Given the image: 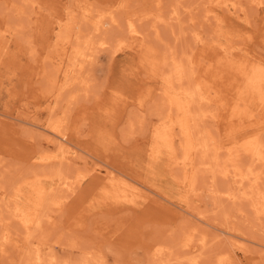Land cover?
<instances>
[{
  "label": "rangeland",
  "instance_id": "1",
  "mask_svg": "<svg viewBox=\"0 0 264 264\" xmlns=\"http://www.w3.org/2000/svg\"><path fill=\"white\" fill-rule=\"evenodd\" d=\"M218 2L0 0V264H264L250 194L264 191V158L242 154L262 177L239 183L210 172L190 141L200 106L225 150L240 146L229 133L254 100L245 124L260 121L251 131L264 144V104L246 93L256 76L264 88V0ZM77 36L90 53L64 76ZM177 63L194 69L193 91L170 76ZM19 208L42 211L41 225L24 231Z\"/></svg>",
  "mask_w": 264,
  "mask_h": 264
},
{
  "label": "bare ground",
  "instance_id": "2",
  "mask_svg": "<svg viewBox=\"0 0 264 264\" xmlns=\"http://www.w3.org/2000/svg\"><path fill=\"white\" fill-rule=\"evenodd\" d=\"M219 2V4H220V0H218ZM217 2V1H216ZM215 2V3H216ZM221 2H223V3H225V1H221ZM148 7V6H147ZM87 9V8H86ZM126 9H127V7H126ZM152 10V9H151ZM90 12L91 11H86V14H88V18L90 17L89 16V14H90ZM135 12V11H134ZM105 13V12H104ZM103 13V14H104ZM109 14H110V19H111V21L114 23V24H118V18H116L117 16L115 15V13H113L112 11H110V12H108ZM103 14H101V15H99V16H103ZM147 14V13H146ZM133 15V14H132ZM142 15V14H141ZM148 16L150 15V14H147ZM158 15V14H157ZM93 16V15H92ZM105 16V15H104ZM116 16V17H115ZM127 17H129L128 16V14H127ZM161 18V17H160ZM100 19V18H99ZM102 19V18H101ZM128 19V18H127ZM130 20H131V17H130ZM117 22V23H116ZM131 22V21H130ZM94 23V22H93ZM111 23V22H110ZM112 23V24H113ZM164 23V22H163ZM119 25V24H118ZM102 26V25H101ZM129 26V25H128ZM133 29V28H132ZM136 30V29H135ZM134 30V31H135ZM138 33V32H137ZM157 33V32H156ZM68 36H69V34H68ZM80 37H81V34H80ZM86 39H88V38H86ZM89 39H90V37H89ZM89 43H91V42H89L88 41V44ZM75 45H78V46H76V47H74V56H73V58H70V60H71V64H70V66L69 65H67L66 66V69L64 70V76H65V74H67L69 71H70V68H75V64H77L78 62L80 63V61L82 62V60H80V59H85L86 57V55L88 54L89 55V53H90V49L88 50L89 51V53L87 52V40H82V39H80L79 38V36H77V39H76V43H75ZM72 55V54H71ZM174 59H176V58H174ZM188 59H191V58H189L188 57ZM62 61H64V59L62 58ZM85 61V60H84ZM175 63H176V61H175ZM187 64V63H186ZM190 64H191V62H190ZM80 65H82V63H80ZM189 65V64H188ZM194 70V69H193ZM187 71L186 70V67L182 64V63H177V64H175V72H176V75L174 74L173 76H172V74H170V76L171 77H175L174 78V80H176V77L178 76L179 77V79L180 78H182L183 76H186V78H187V80H188V84L189 85H187L188 87H186L185 89L186 90H188L189 92L190 91H193V78H194V76H193V74H194V71ZM174 72V73H175ZM69 74V73H68ZM248 75V74H247ZM251 78V77H250ZM185 79V78H184ZM183 79V80H184ZM177 81H178V79H177ZM180 82V81H179ZM262 80H261V78L259 77V76H256L254 79H252L251 80V82H249V84L247 85V91H246V93L249 95V96H251L250 95V92H251V90H249L248 88H254V89H256V98H257V100L258 101H260L261 103H263L264 104V88H262ZM60 90H61V85H60ZM65 88V87H64ZM64 88L62 89V90H64ZM60 92V91H59ZM59 96V95H58ZM204 96H203V94L202 93H200V90L198 89V87H197V92L196 93H194V94H192V101L194 102V101H197V102H200L201 103V101L204 99L203 98ZM252 97H255V95L253 96H251L250 98H252ZM207 98V97H206ZM206 100V99H205ZM204 101V100H203ZM252 101L254 102V100H251V101H244L243 103V109L241 110V112H240V124H238V125H236L235 124V127H234V130L231 132V133H229V135H235L236 136V138H237V140H241V141H243L242 143H241V145L240 146H237L236 148H230V149H227V150H225L227 147H225V144H224V142L223 141H221L218 137H216V135H212V133L209 131V130H206L205 128H204V126H203V121L208 117V113L206 112V110H203V109H201L200 108V106H196L195 108H194V110H193V118H192V120H191V124H192V126H193V129H191V131L190 132H192L193 133V135H191V140L190 141H192V140H194V145H193V148H194V150H195V153L196 154H199V155H201L202 156V158L204 159L203 160V162L206 164V166H207V168H208V170L210 171V172H212L213 174H215V173H217V172H221V173H223V175L225 176H228V175H230V173H233V174H235V176H237V179H238V181H239V183H241V182H243V181H245V180H249V179H253L254 180V182H258V180H260V178L262 177H260V174L259 173H257V172H254L253 170H250V168H248V166L247 167H245V166H243V165H241L238 161H239V159H240V156L242 155V154H246V155H248L249 156V158L251 157L252 159H254V158H257V159H259V161L260 160H263V158H264V144L262 143V141H261V139L259 138V137H257V136H255L254 135V133L251 131L252 130V128L253 127H255L256 125H258L259 123H260V121L259 120H253V121H251V122H249L248 124H245V118L248 116V114L250 115V117L252 116V113L250 112L251 110H250V107L252 106ZM172 102L170 101L169 102V104H168V108L170 107L171 109H173V107H172V104H171ZM224 103V102H223ZM237 103H240V101H238V100H235V102H234V108H235V110H238L237 108H239V107H236V104ZM253 112V111H252ZM242 113V114H241ZM244 115H247V116H244ZM211 117L213 116V118H214V120L216 121V120H218V116L216 115V114H213V115H210ZM249 117V116H248ZM62 118V117H61ZM187 119H185V121H186ZM180 121H182V120H180ZM184 123V122H183ZM181 124H182V122H181ZM182 127V126H181ZM46 128V129H45ZM61 128V127H60ZM59 126H55V127H53L52 128V126L51 125H49L48 124V126L46 127H44V129L45 130H47L49 133H51L52 135V137H56L55 139H56V142L54 141V143L55 144H57V142H58V140L59 139H57L58 137L59 138H61V135L59 134ZM190 128H191V125H190ZM61 130H63V129H61ZM183 130V129H182ZM184 134V133H183ZM185 135V134H184ZM50 136V135H49ZM54 139V138H53ZM54 139V140H55ZM50 141H51V139H50ZM53 143V144H54ZM57 146H58V144H57ZM59 147H62V145H61V143H60V145L58 146V148ZM61 150V149H60ZM251 158H250V160H251ZM253 162V161H252ZM256 162V161H255ZM258 163V162H257ZM255 164V163H254ZM250 167V166H249ZM50 173V172H49ZM59 175H61L60 173H58ZM261 181V180H260ZM255 183V184H256ZM252 184H254V183H252ZM252 184H251V186L250 187H252ZM239 185H241V184H239ZM49 188V187H48ZM246 188V187H245ZM42 189V188H41ZM247 189V188H246ZM249 189V188H248ZM251 190V189H250ZM45 192V191H44ZM245 193H248V191L247 190H245L244 191ZM243 192V193H244ZM45 194H46V192H45ZM250 194L254 197L253 198V206L255 207V208H257L256 210H259V211H261V213L260 214H262V211H263V214H264V191L263 190H261L260 189V187H259V185H258V187L256 186V187H254V189H252V191L250 192ZM7 195H8V193H7ZM232 195H234V194H232ZM231 195V196H232ZM16 196V195H15ZM248 196H249V194H248ZM247 196V197H248ZM7 199V198H6ZM47 199V198H46ZM1 200V199H0ZM43 200V199H42ZM9 201V200H8ZM13 201V200H12ZM40 201H41V198H40ZM14 202V201H13ZM24 201H22V203H23ZM50 202V201H49ZM15 203V202H14ZM0 204L1 205H3L4 204V202H3V204H2V202H0ZM16 204V203H15ZM14 204V205H15ZM19 204H20V202H19ZM40 204H41V202H40ZM57 204V203H56ZM55 204V205H56ZM59 204V203H58ZM23 205V204H22ZM26 205V204H25ZM19 206V205H18ZM57 207H56V209L58 208V205H56ZM7 207V206H6ZM21 207V206H20ZM253 207V208H254ZM44 208V207H43ZM30 209V208H29ZM16 210V209H15ZM33 210V209H32ZM37 210V209H36ZM40 210H41V206H40ZM39 210V211H40ZM16 211H18V213H17V217L19 216L20 217V220L22 221V223H21V225H23V228H24V231H27V230H29V226L30 225H34V226H37V227H39L40 225H41V223H42V219H41V213L40 212H42V211H40L39 213H33V212H31L30 213V211L28 210V213H30V216H28V215H26L20 208L18 209V210H16ZM27 211V210H26ZM5 212H6V210H5ZM33 213V214H32ZM258 213V212H257ZM32 214V215H31ZM44 216V215H43ZM3 217V216H2ZM45 218V217H44ZM43 218V219H44ZM50 220V219H49ZM52 220H53V218H52ZM51 220V221H52ZM9 221V220H8ZM20 222V221H19ZM30 228H31V226H30ZM42 228V226L40 227V229ZM194 228H195V226H194ZM39 229V228H38ZM38 229L36 228V230L38 231ZM31 230V229H30ZM195 230V229H194ZM2 231H3V233H2V236H1V240H2V242H10V241H14L15 239H14V237H12V235H11V233H10V231H9V229H8V226H6V225H3L2 226ZM28 232V231H27ZM33 232V231H32ZM114 232V231H113ZM222 232V231H221ZM223 232H225V231H223ZM29 234V233H28ZM31 234V233H30ZM33 234V233H32ZM218 235V234H217ZM216 235V236H217ZM185 236V235H184ZM204 236H205V234H204ZM218 236H220V233H219V235ZM26 237H27V235H26ZM198 237V236H197ZM192 238V236L190 237L189 236V238H187V239H189L188 240V242H186L185 243V247L184 248H186V249H189V250H192V248H193V245H192V242L193 241H191L190 239ZM29 239H27L26 241H28ZM183 240V241H182ZM185 240H186V238L184 239V238H182L181 239V243L182 242H185ZM25 241V242H26ZM30 241V240H29ZM36 243V242H35ZM30 244H31V242H30ZM39 244V243H38ZM194 244V243H193ZM19 245H20V247H21V249H25V247H26V245H25V243H20V244H18V248H19ZM33 245H35V244H33ZM3 246V244L1 245V247ZM31 247H32V245H30ZM41 246V245H40ZM182 246H184V245H182ZM4 247V246H3ZM3 247L2 248H0V250L2 249V251H4L3 250ZM27 248H28V246H27ZM41 248V247H40ZM39 248V246L37 245V250H38V252H36V251H34V254L36 253H38L37 254V257L35 256V255H33V256H35L36 258H40V261L42 260L41 258H42V256L41 255H39V251L41 250ZM5 249V248H4ZM23 249V250H24ZM36 248H34V250H35ZM164 249H165V247H164ZM168 249H169V247H168ZM194 249V248H193ZM26 250V249H25ZM29 250H31L30 248H29ZM28 250V251H29ZM165 250H167V248L165 249ZM164 250V251H165ZM159 251V250H158ZM163 251V249H162V252H164ZM162 252H161V250H160V253L162 254ZM172 252H173V250H172ZM25 253H26V251H25ZM31 253V252H30ZM29 253V254H30ZM32 253H33V251H32ZM51 253V252H50ZM203 253V252H202ZM28 254V255H29ZM53 254V253H52ZM229 254V253H228ZM23 255H24V253H23ZM27 255V254H26ZM28 255H27V257H28ZM162 255H164V254H162ZM168 255V254H167ZM30 256H31V254H30ZM51 256V255H50ZM159 256V255H158ZM221 256L222 255H220V259H221ZM226 256V255H225ZM57 257V256H56ZM157 256H155V258H156ZM169 257H170V255H169ZM22 258H25L26 259V257H25V255H24V257H22ZM34 258V257H33ZM167 258H168V256H167ZM192 258V257H191ZM222 258H226V257H223L222 256ZM227 258H228V256H227ZM232 258V257H231ZM24 259V260H25ZM29 259L30 260H32V258H27V260L29 261ZM45 259L46 258H44L43 259V261H45ZM50 259V258H49ZM171 259H173V258H171ZM171 259H169V260H171ZM175 259V258H174ZM193 259H194V257H193ZM219 259V260H220ZM224 259H221L220 261H218L219 262V264H221V262H222V260H223V263H225L224 262ZM229 259V258H228ZM27 260H25V262L27 261ZM39 260V259H38ZM63 260V259H62ZM60 261V262H62V264H64L63 263V261ZM158 260V257L156 258V261ZM34 261V260H33ZM66 261V260H65ZM64 261V262H65ZM155 261V260H154ZM181 261V260H180ZM229 261V260H228ZM30 262V261H29ZM42 262V261H41ZM40 262V263H41ZM49 262H50V260H49ZM51 262H53L52 260H51ZM59 261L57 262L58 264H61ZM67 262H69V261H67ZM195 263H198L197 261H194ZM44 263V262H43ZM54 263V262H53ZM69 263H71V262H69ZM32 264H38V261H36V259H35V261H34V263H32ZM52 264V263H51ZM55 264H56V262H55ZM67 264V263H66ZM166 264H167V262H166Z\"/></svg>",
  "mask_w": 264,
  "mask_h": 264
}]
</instances>
